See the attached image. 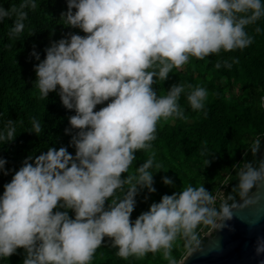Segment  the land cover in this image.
Instances as JSON below:
<instances>
[{
    "label": "clouds",
    "instance_id": "obj_1",
    "mask_svg": "<svg viewBox=\"0 0 264 264\" xmlns=\"http://www.w3.org/2000/svg\"><path fill=\"white\" fill-rule=\"evenodd\" d=\"M36 6V0L0 5V21L15 17L9 35L23 31L27 9ZM60 17L85 35L71 32L50 41L43 59L35 47L29 55L38 61L34 82L41 95L55 91L62 105L74 110L65 133H73L69 144L75 153L64 145L48 147L28 154L14 171L0 157V173H13L0 194V257L23 249L22 264H90L108 237L122 258L162 250L167 264H181L172 255L174 241L183 237L189 245L199 244V225L228 226L220 220L232 217L231 193L188 184L163 194L132 219L138 193L156 191L155 153L135 174H121L128 172L136 150L151 149L159 120L184 115L179 104L184 85L173 83L157 95L156 79H168L190 56L250 45L253 36L246 26L264 17V0H66ZM222 64L231 67L228 60L215 66ZM188 87L191 108L203 109L207 89ZM32 130H43L41 120L32 118ZM16 136V122L9 118L0 141L11 143ZM250 151L254 159L232 165L233 188L242 195L264 183V141L254 138ZM161 180L175 188L172 176ZM117 189L123 196L109 203ZM253 250L257 264H264V234L256 236Z\"/></svg>",
    "mask_w": 264,
    "mask_h": 264
},
{
    "label": "trees",
    "instance_id": "obj_2",
    "mask_svg": "<svg viewBox=\"0 0 264 264\" xmlns=\"http://www.w3.org/2000/svg\"><path fill=\"white\" fill-rule=\"evenodd\" d=\"M20 2L0 0V5L9 8L18 6ZM36 5L35 9H27L25 28L15 36L9 35L15 17L0 21V129L10 118L16 122L17 134L11 143L0 141V157L7 158L5 167L13 171L21 166L28 154L39 155L47 151L48 147L64 145L69 152L75 153V148L69 144L73 133H65V129L70 127L69 117L74 114V110L66 109L55 91L50 92L47 98L41 95L34 82L36 76L33 65L38 61L29 53L35 47L43 59L44 49L50 41L71 32L85 33L79 28L68 26L60 17L66 9V0H36ZM257 26L260 31H256ZM246 30L253 36V41L244 49H222L204 58L190 56L183 66L170 71L168 79L163 82L156 79L153 87L157 95H164L173 83L184 85L179 99L184 115L159 120L151 149L136 150V159L128 172L121 174L122 177L135 174L136 167L148 159L151 153H155L151 171L156 172V191L149 194L144 189L138 193L132 219L147 210L153 201L158 202L163 194L182 190L188 184L195 186L205 183L214 194L217 191L225 196L231 193V205L242 196L233 188L237 176L232 165L239 161L242 166L244 160L254 159L250 151L254 138L260 137L264 141V105L261 102V98H264V17L256 24L247 25ZM224 60H228L231 67L223 64L219 68L215 66ZM189 85L207 89L203 109H192L189 105ZM103 106L100 104L96 107L99 109ZM32 118L41 120V132L32 133ZM157 163L159 169L155 167ZM12 174L0 173V194ZM164 175L173 177L175 188L162 183L161 177ZM127 187L125 184L124 188ZM122 196L123 191L117 189L108 202ZM219 203L218 199L217 205ZM68 211L72 215V211ZM211 226H198L199 244L192 242L189 245L185 238L179 237L174 241L172 255L180 261L187 251L199 249ZM110 239L105 237L106 242L96 249L90 264H167L162 250L148 252L142 257L122 258L117 255V247L110 243ZM23 259L24 250L18 249L10 257H0V264H22Z\"/></svg>",
    "mask_w": 264,
    "mask_h": 264
},
{
    "label": "water",
    "instance_id": "obj_3",
    "mask_svg": "<svg viewBox=\"0 0 264 264\" xmlns=\"http://www.w3.org/2000/svg\"><path fill=\"white\" fill-rule=\"evenodd\" d=\"M231 211V219L220 220V224L226 221L228 226L212 225L204 244L187 251L181 264H257L253 241L258 234H264V183L239 197Z\"/></svg>",
    "mask_w": 264,
    "mask_h": 264
},
{
    "label": "built area",
    "instance_id": "obj_4",
    "mask_svg": "<svg viewBox=\"0 0 264 264\" xmlns=\"http://www.w3.org/2000/svg\"><path fill=\"white\" fill-rule=\"evenodd\" d=\"M261 102H262V104L264 105V98H263V97L261 98Z\"/></svg>",
    "mask_w": 264,
    "mask_h": 264
}]
</instances>
